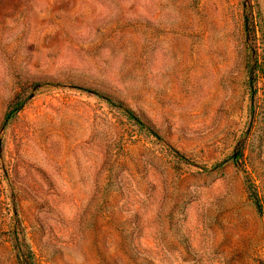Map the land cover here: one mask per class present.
<instances>
[{
  "label": "rangeland",
  "instance_id": "obj_1",
  "mask_svg": "<svg viewBox=\"0 0 264 264\" xmlns=\"http://www.w3.org/2000/svg\"><path fill=\"white\" fill-rule=\"evenodd\" d=\"M0 264H264V0H0Z\"/></svg>",
  "mask_w": 264,
  "mask_h": 264
},
{
  "label": "trees",
  "instance_id": "obj_2",
  "mask_svg": "<svg viewBox=\"0 0 264 264\" xmlns=\"http://www.w3.org/2000/svg\"><path fill=\"white\" fill-rule=\"evenodd\" d=\"M246 30H247V32L249 34H254L255 35L256 26H255L253 21L252 22L250 21L247 24ZM23 103H24V101H21V102L17 103L15 106H13L11 108V110L9 111L8 115L6 116V120H8V121L11 120L16 115V113L18 112L19 108L22 107ZM256 202H258V201H256ZM258 208H260V210H261V207H260L259 203H258Z\"/></svg>",
  "mask_w": 264,
  "mask_h": 264
}]
</instances>
